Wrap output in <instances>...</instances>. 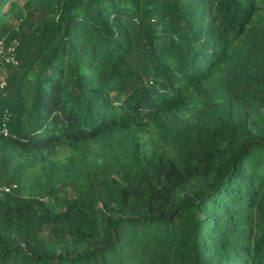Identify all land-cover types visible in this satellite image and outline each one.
Listing matches in <instances>:
<instances>
[{"label":"trees","instance_id":"16d2710c","mask_svg":"<svg viewBox=\"0 0 264 264\" xmlns=\"http://www.w3.org/2000/svg\"><path fill=\"white\" fill-rule=\"evenodd\" d=\"M0 34V264H264V0H0Z\"/></svg>","mask_w":264,"mask_h":264},{"label":"built area","instance_id":"2783aa9c","mask_svg":"<svg viewBox=\"0 0 264 264\" xmlns=\"http://www.w3.org/2000/svg\"><path fill=\"white\" fill-rule=\"evenodd\" d=\"M19 45V38L9 37L7 34H0V94L4 92L7 85L8 67L17 66L20 63L18 54ZM3 129L5 133L8 132L6 126ZM3 187L9 189V185H3Z\"/></svg>","mask_w":264,"mask_h":264}]
</instances>
